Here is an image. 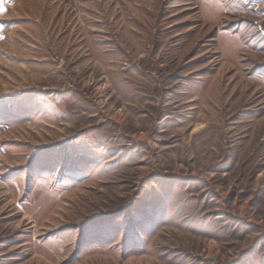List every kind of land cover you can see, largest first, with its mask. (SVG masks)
Returning a JSON list of instances; mask_svg holds the SVG:
<instances>
[{
    "label": "rangeland",
    "instance_id": "obj_1",
    "mask_svg": "<svg viewBox=\"0 0 264 264\" xmlns=\"http://www.w3.org/2000/svg\"><path fill=\"white\" fill-rule=\"evenodd\" d=\"M0 264H264V0H0Z\"/></svg>",
    "mask_w": 264,
    "mask_h": 264
}]
</instances>
